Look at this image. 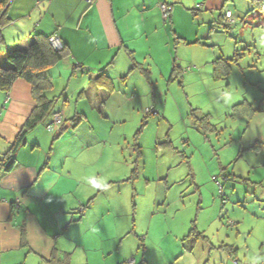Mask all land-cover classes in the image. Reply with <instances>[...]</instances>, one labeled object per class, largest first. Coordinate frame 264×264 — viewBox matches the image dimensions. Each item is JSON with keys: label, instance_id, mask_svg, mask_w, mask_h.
<instances>
[{"label": "rangeland", "instance_id": "374dc122", "mask_svg": "<svg viewBox=\"0 0 264 264\" xmlns=\"http://www.w3.org/2000/svg\"><path fill=\"white\" fill-rule=\"evenodd\" d=\"M186 13L173 27L161 16L150 38L130 41L146 76L139 69L128 74L131 62L124 52L93 56L80 68L70 57L49 67L48 94L57 97L52 110H62L64 119L83 116L54 139L57 132L44 126L49 115L29 131L28 147L38 140L31 153L44 162L79 138L89 142L88 166L100 170L104 188L93 209L120 217L104 215L94 232L113 240L120 225L133 228L124 243L130 241L126 251L133 249L137 264H264V140L253 141L262 119L244 112L248 103L264 105V14L233 15L229 29L216 23L207 38L202 16ZM177 35L199 41L174 43ZM14 43L1 45V55ZM234 55L227 78L215 80L214 60ZM96 58L104 63L98 66ZM106 65L111 87L93 82ZM146 108L157 113L147 115ZM258 113L264 117V110ZM111 174L115 183L106 179ZM111 204L117 209L109 211ZM192 223L204 237L188 251L181 239ZM88 239L91 247L99 246Z\"/></svg>", "mask_w": 264, "mask_h": 264}, {"label": "crops", "instance_id": "0c3cea01", "mask_svg": "<svg viewBox=\"0 0 264 264\" xmlns=\"http://www.w3.org/2000/svg\"><path fill=\"white\" fill-rule=\"evenodd\" d=\"M161 2L171 5L172 13L168 20L162 19L164 23L170 22L172 26L174 19L186 12L191 16L200 14L207 27L201 33L207 38L226 10L239 17L250 8L247 0L233 5L228 0H94L91 5L84 0H7L0 8L1 14L5 11L4 16L8 18L1 28V36L5 45L20 42L13 45L25 47L36 32L56 34L69 50L67 57L78 59L74 67L79 68L93 56L106 57L114 52L117 57L124 52L131 62L128 74L139 69L146 76L149 71L136 62V49L130 41L143 36L150 38L155 32L154 28L161 23ZM163 27L166 32V26ZM177 36L174 43L178 39L187 43L199 41L187 35ZM4 44L0 42V54ZM96 61L98 66L104 63L101 58ZM123 62L126 64L124 57ZM107 65L97 72L103 69L108 73ZM30 90V85L18 78L8 93L0 92V154L9 148L34 106ZM256 115L262 121L258 120L253 141L259 142L264 140V117L258 112ZM67 123L71 122L64 125ZM74 125L71 123V127ZM28 136L29 132L16 152V164L7 171L0 166V264H50L52 255L59 258L64 254H69L71 264H123L133 252L132 248L126 251L130 241L124 243L132 228L120 225L121 231L118 228L114 231L113 240L98 237L94 232L104 215L113 216L114 221L120 217L93 209L95 198L104 188L100 184V170L89 169L87 156L92 154L89 142L79 138L73 148L60 155L55 151L42 162L40 154L38 157L31 153L38 146V140L28 147ZM106 179L117 181L113 174ZM81 207L83 211L77 216ZM107 208L117 209L114 204ZM115 227L118 222L112 225ZM89 235L99 242L98 247L89 245ZM94 254L100 256L99 261L91 260ZM141 257L144 258V253Z\"/></svg>", "mask_w": 264, "mask_h": 264}, {"label": "trees", "instance_id": "16d2710c", "mask_svg": "<svg viewBox=\"0 0 264 264\" xmlns=\"http://www.w3.org/2000/svg\"><path fill=\"white\" fill-rule=\"evenodd\" d=\"M6 2L7 0H0V8L1 5H4ZM248 2L250 4V8L245 14L246 16L251 15L250 13H252V15H256V13L258 12L264 14V0H248ZM1 12L2 9H0V14ZM4 15L5 11L0 15L1 44H4L3 38L1 36V28L8 21V18ZM219 17L220 18L217 22L221 24L224 28L229 29L230 25L235 23V19L233 22H227V19L225 18V13L223 19L221 18L222 15H220ZM168 18L169 16L164 20H168ZM50 36L51 35L36 32L33 38L26 44L25 47L14 46L12 48L6 49L5 56H3V54H0V92L8 93L11 89L13 82L16 79L21 78L30 85L31 97L34 101V106L31 112L27 116L23 125L20 127L13 142L4 153L0 154V166L3 167V170H10L16 164V152L18 148L25 143L27 133L37 124L47 119L48 116L55 111L52 110V108L55 101L57 100V97L49 96L48 94V92L52 88V81L50 76L46 73V70L49 67L53 66L55 63L69 56V50L64 44L62 48L58 50L54 49L48 41V38ZM235 55L231 58H225L220 56L219 58L214 60L212 77L215 80L227 78L231 70V63L229 62L235 61ZM172 71L173 73L176 71L175 64H173ZM171 79H173V77H171L170 80ZM93 82L99 86H112L111 78L107 75V73H105L103 69L99 70L98 73L94 76ZM246 105L248 109L247 111H243L247 114H253L255 112H261L264 110L263 103L259 104L258 106H252V104L250 103ZM193 110L194 109H191V111ZM81 116H83V113L76 112V114L72 118L66 119L65 122L70 121L74 125L79 122ZM193 117L195 118V115ZM63 125L61 129L63 128ZM253 147L256 148L257 146L254 145ZM224 177L226 180H229L230 178L229 175H225ZM82 211L83 207L79 208V214H81ZM134 212L135 203L133 201V213ZM133 224L134 219L132 218V226ZM132 231L133 228L131 232ZM199 237H204V235L202 234V232L198 231L196 225L192 223L188 233L181 239L183 241V247L186 250L191 251ZM143 239L144 237L141 238V240ZM232 250L233 249H230V254ZM129 259L133 260L130 264H137L136 260L131 257L126 259L123 264H129L127 262ZM141 259L145 260L142 257ZM49 261L50 264H70L69 254H64L62 257L59 258L56 257V255H52ZM235 264H237L236 260Z\"/></svg>", "mask_w": 264, "mask_h": 264}, {"label": "built area", "instance_id": "2783aa9c", "mask_svg": "<svg viewBox=\"0 0 264 264\" xmlns=\"http://www.w3.org/2000/svg\"><path fill=\"white\" fill-rule=\"evenodd\" d=\"M84 1L87 4H92L94 2V0H84ZM159 9H160V12H161L163 19H166L169 16L171 6L169 4H167L166 2H161V3H159ZM225 18L227 19V22H233L234 21V17H233L230 10H227L225 12ZM48 41H49L50 45L56 50L62 48V46H63L60 37L56 34L51 35L48 38ZM155 112L156 111L153 108H146L145 109L146 114L155 113ZM64 121H65V119L63 117L62 110H56V111L51 113L50 120L45 124V129L50 133H55L60 129V127L62 126ZM18 204H19V200L17 199L15 202V205L18 206ZM132 261H133L132 259H129L127 262L130 264V263H132Z\"/></svg>", "mask_w": 264, "mask_h": 264}, {"label": "water", "instance_id": "95a60500", "mask_svg": "<svg viewBox=\"0 0 264 264\" xmlns=\"http://www.w3.org/2000/svg\"><path fill=\"white\" fill-rule=\"evenodd\" d=\"M70 126H71V123H67V124L64 125V128L67 129V128L70 127ZM60 134H61L60 131L57 132L56 135H55V137H56V138L59 137Z\"/></svg>", "mask_w": 264, "mask_h": 264}, {"label": "clouds", "instance_id": "9594fccd", "mask_svg": "<svg viewBox=\"0 0 264 264\" xmlns=\"http://www.w3.org/2000/svg\"><path fill=\"white\" fill-rule=\"evenodd\" d=\"M64 122H65V121H64ZM63 124H64V123H63ZM63 124H62V125H63ZM61 127H62V126H61ZM61 127H60V129H61ZM60 129H59L57 132H59V131H60Z\"/></svg>", "mask_w": 264, "mask_h": 264}]
</instances>
